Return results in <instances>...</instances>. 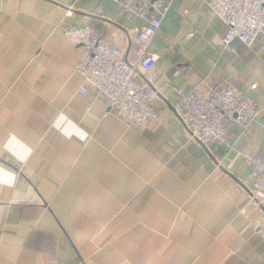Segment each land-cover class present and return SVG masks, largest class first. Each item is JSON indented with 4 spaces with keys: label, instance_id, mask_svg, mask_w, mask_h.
I'll use <instances>...</instances> for the list:
<instances>
[{
    "label": "crops",
    "instance_id": "0c3cea01",
    "mask_svg": "<svg viewBox=\"0 0 264 264\" xmlns=\"http://www.w3.org/2000/svg\"><path fill=\"white\" fill-rule=\"evenodd\" d=\"M143 24L115 0H0V264H264L246 161L264 158V38L224 48L204 0H175L149 45L158 118L137 130L79 91L83 48L63 29L92 26L135 59ZM199 78L259 109L231 146L206 148L174 111Z\"/></svg>",
    "mask_w": 264,
    "mask_h": 264
},
{
    "label": "built area",
    "instance_id": "2783aa9c",
    "mask_svg": "<svg viewBox=\"0 0 264 264\" xmlns=\"http://www.w3.org/2000/svg\"><path fill=\"white\" fill-rule=\"evenodd\" d=\"M126 18L137 16L145 21L136 29L131 40L137 57L129 59L119 46L104 39L92 26L64 28V34L82 46L83 53L77 71L83 77L79 91L92 90L105 100V108L127 127L145 129L158 118L155 99L159 96L151 84V70L160 55L149 49L160 29L164 16L175 0H115ZM209 10L224 26V48L239 41L248 46L264 38V0H204ZM74 8H67L72 15ZM143 78V79H142ZM194 88H177L174 106L190 137L206 148L210 144L231 146L229 126L236 125L249 133L259 115L255 101L239 88L214 86L207 92ZM256 87V84L253 85ZM252 198L264 205V158L249 155Z\"/></svg>",
    "mask_w": 264,
    "mask_h": 264
}]
</instances>
